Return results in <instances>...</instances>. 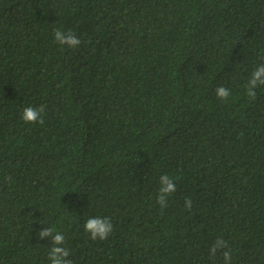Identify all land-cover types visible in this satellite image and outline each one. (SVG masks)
I'll return each mask as SVG.
<instances>
[{"label":"trees","instance_id":"trees-1","mask_svg":"<svg viewBox=\"0 0 264 264\" xmlns=\"http://www.w3.org/2000/svg\"><path fill=\"white\" fill-rule=\"evenodd\" d=\"M260 64L264 0H0V264H49L46 227L73 264H224L217 238L231 264H264ZM97 216L103 241L83 227Z\"/></svg>","mask_w":264,"mask_h":264},{"label":"clouds","instance_id":"clouds-1","mask_svg":"<svg viewBox=\"0 0 264 264\" xmlns=\"http://www.w3.org/2000/svg\"><path fill=\"white\" fill-rule=\"evenodd\" d=\"M54 41L61 46H65L70 49H76L80 46L81 40L72 31H65L61 28H56L53 31ZM264 87V64L258 65L249 76L246 88V96L249 101H255L257 98V89ZM216 96L221 101H227L231 96V90L219 86L215 90ZM45 112V106L39 107L27 106L22 109L21 119L25 123L30 124H43V114ZM5 180L11 182V177H5ZM175 179L167 174L159 177V189L156 197V203L161 209H165L168 206L169 197L176 192ZM185 208H192V201L185 199ZM84 231L89 235V238L95 240H106L113 232V224L108 217H91L86 220L83 225ZM37 237L39 239L49 238L51 241V247L48 252L47 259L49 264H73L72 260L68 259L70 256L69 249L66 246V236L52 227L43 228V230L37 231ZM222 251L224 264H231L232 253L228 248V243L222 238H217L212 246L209 248V257H215L218 251Z\"/></svg>","mask_w":264,"mask_h":264}]
</instances>
